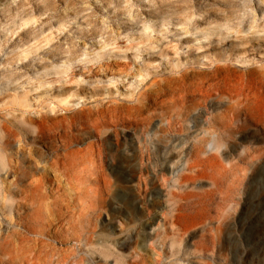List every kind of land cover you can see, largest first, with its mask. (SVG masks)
Listing matches in <instances>:
<instances>
[{
	"label": "rangeland",
	"instance_id": "rangeland-1",
	"mask_svg": "<svg viewBox=\"0 0 264 264\" xmlns=\"http://www.w3.org/2000/svg\"><path fill=\"white\" fill-rule=\"evenodd\" d=\"M216 87L229 91V100H213ZM184 96L199 103V113L186 118L190 133H172L159 146L153 131L174 116L162 106ZM231 105L252 121L227 140L232 149L215 165V185L187 178L204 189L182 199L173 183L182 142L190 144L211 116ZM142 106L151 108L148 122ZM263 123L264 0H0V155L6 163V156L19 155V145L82 151L81 170L102 172L98 220L112 241L125 222L134 238L151 237L166 215L181 211L193 224L174 244L185 256L181 264H264ZM28 129L45 136L34 140ZM127 164L133 171L125 173ZM53 175H46L50 184L68 194L63 203L94 188L88 174L83 183L80 175L66 181ZM124 191L132 194L134 214L111 218L107 210L122 204ZM171 203L183 206L176 211ZM162 241L168 249L170 234Z\"/></svg>",
	"mask_w": 264,
	"mask_h": 264
},
{
	"label": "bare ground",
	"instance_id": "bare-ground-1",
	"mask_svg": "<svg viewBox=\"0 0 264 264\" xmlns=\"http://www.w3.org/2000/svg\"><path fill=\"white\" fill-rule=\"evenodd\" d=\"M215 90L217 94L213 100L221 104L229 100V91L227 93L226 89L221 87H216ZM190 98L194 97L184 96L182 101L173 102L171 105L165 104L162 106L164 109L161 107L164 112L171 111L174 116L166 119V126H163L164 121L161 120L155 127L153 135L159 146L165 147L170 142L172 133H190L191 124L186 118L190 112L199 113V108H197L199 103L189 100ZM187 102L191 104L185 105ZM200 102L205 104V98H201ZM177 104H181L179 110H176ZM153 106L154 110L160 107L157 103ZM141 108H144L145 112L149 114L145 119L148 122L152 117L151 108L147 106ZM243 110V107L239 105L227 107L226 110L211 116L207 121V126L202 128L201 134L191 137L190 144L182 142L186 146L179 148V153L182 154L179 160L180 172L175 176L173 182L181 189L182 199L192 196V190L202 191L204 189V186L200 184H188L187 178L194 181L204 180L211 186L215 185L213 179L215 165L224 157L226 151L232 149L227 140L233 141L235 137L238 138L239 131L252 121L246 117L247 115L241 117L240 114H243ZM219 126L226 127L221 132L217 130ZM26 132L35 134L33 138L37 141L45 136L41 137L42 133L39 130L37 132L28 129ZM0 138H3L1 132ZM18 147L19 151L16 152L19 155L17 153H11L10 156L5 155L6 158H11V160L6 159V163L5 157L0 155V213L2 216L0 224L3 223L0 225V264H181V258L185 256H178V251L173 248H175L174 244L177 245V239L184 240L188 228L193 225L189 215L186 216L189 217L191 223L184 215V219L181 218V211L180 214H177L178 212L175 214L174 211L172 214L171 211L169 215L165 216L168 218L165 219V222L163 221L160 230H156L151 237L143 235L138 237L137 234L134 238L132 233L134 227L128 226L125 222L123 232L112 241L110 233H105L106 231L102 230V225L100 226L98 220L102 214L104 202L103 191L97 185L99 174L102 172L93 166H91L92 169L81 170L77 160L81 157L78 154H81L82 151L70 150L71 148L66 145L61 147L62 152H58L57 148L52 146H43L45 150L32 147L24 149L25 146L22 145ZM126 151L128 152L127 148ZM146 156L150 158L148 152H146ZM16 157L21 163L26 159L27 161L32 160V158H34V162L28 161L29 165L32 164L31 166L27 161L25 162L26 166L24 163L20 165L18 161V163L15 162ZM58 158H62V160L59 161ZM126 168L124 171H133L132 164ZM49 171L54 174L55 179H58L59 175L63 176L62 179L64 177L67 179L69 174L80 175L79 178L88 174L90 176L87 175L88 181L94 185V188L84 191L80 189L81 191L74 192L70 199L66 198L67 203H63L65 202V199L62 198L64 193L62 194L58 189L59 186L56 185L60 183L56 180L58 183L55 181V187L50 184V182L53 184V181H49L46 176ZM124 171H121L120 174H124ZM185 172L188 173L185 175ZM81 182L83 183V179ZM82 183L79 184L82 185ZM103 185L107 189L105 181ZM123 194L122 204L107 210L108 213H114V216L110 214L111 218H115V214L119 219L133 216L134 210L130 207L132 194L128 191H124ZM64 195L68 197V194ZM174 196L170 193L167 201L174 200L172 199ZM48 199H52L49 204L47 203ZM70 202H75V204L70 205ZM172 203L173 208L177 207H175L176 211L183 206V204L176 203L174 205L175 203ZM115 208L117 210H114ZM168 234H170V243L169 248L166 249L162 240ZM67 244L71 245L62 248V245ZM146 244L149 246L148 249ZM184 264L189 263L185 262ZM196 264L208 263L198 261Z\"/></svg>",
	"mask_w": 264,
	"mask_h": 264
}]
</instances>
